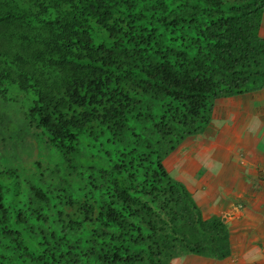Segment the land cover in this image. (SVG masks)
I'll list each match as a JSON object with an SVG mask.
<instances>
[{
    "label": "trees",
    "instance_id": "obj_1",
    "mask_svg": "<svg viewBox=\"0 0 264 264\" xmlns=\"http://www.w3.org/2000/svg\"><path fill=\"white\" fill-rule=\"evenodd\" d=\"M263 9L0 0V264L228 256L222 218L163 161L216 98L264 85Z\"/></svg>",
    "mask_w": 264,
    "mask_h": 264
},
{
    "label": "crops",
    "instance_id": "obj_2",
    "mask_svg": "<svg viewBox=\"0 0 264 264\" xmlns=\"http://www.w3.org/2000/svg\"><path fill=\"white\" fill-rule=\"evenodd\" d=\"M258 33L264 38V9ZM163 163L203 217L222 218L230 240L220 260L186 254L168 264H264V85L216 98L204 131L185 138Z\"/></svg>",
    "mask_w": 264,
    "mask_h": 264
},
{
    "label": "rangeland",
    "instance_id": "obj_3",
    "mask_svg": "<svg viewBox=\"0 0 264 264\" xmlns=\"http://www.w3.org/2000/svg\"><path fill=\"white\" fill-rule=\"evenodd\" d=\"M10 95H15L16 93L14 92L13 89H10L9 92H8ZM194 140V139H193Z\"/></svg>",
    "mask_w": 264,
    "mask_h": 264
},
{
    "label": "built area",
    "instance_id": "obj_4",
    "mask_svg": "<svg viewBox=\"0 0 264 264\" xmlns=\"http://www.w3.org/2000/svg\"><path fill=\"white\" fill-rule=\"evenodd\" d=\"M262 171H264V170H262Z\"/></svg>",
    "mask_w": 264,
    "mask_h": 264
},
{
    "label": "clouds",
    "instance_id": "obj_5",
    "mask_svg": "<svg viewBox=\"0 0 264 264\" xmlns=\"http://www.w3.org/2000/svg\"><path fill=\"white\" fill-rule=\"evenodd\" d=\"M164 164V163H163Z\"/></svg>",
    "mask_w": 264,
    "mask_h": 264
}]
</instances>
